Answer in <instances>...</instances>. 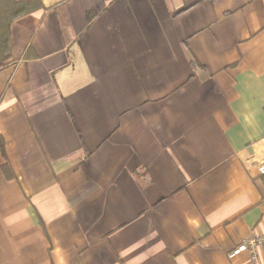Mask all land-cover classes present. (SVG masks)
I'll list each match as a JSON object with an SVG mask.
<instances>
[{"label": "crops", "instance_id": "0c3cea01", "mask_svg": "<svg viewBox=\"0 0 264 264\" xmlns=\"http://www.w3.org/2000/svg\"><path fill=\"white\" fill-rule=\"evenodd\" d=\"M42 2L0 67V264H249L264 0Z\"/></svg>", "mask_w": 264, "mask_h": 264}, {"label": "trees", "instance_id": "16d2710c", "mask_svg": "<svg viewBox=\"0 0 264 264\" xmlns=\"http://www.w3.org/2000/svg\"><path fill=\"white\" fill-rule=\"evenodd\" d=\"M42 7V0H0V67L3 66L12 56L11 26L13 22L41 9ZM88 19L91 20L92 16L89 15ZM192 63L197 64V61L193 59ZM0 151L3 156L7 158L5 140L2 135H0ZM2 170L7 178L15 177V172L8 160L2 165Z\"/></svg>", "mask_w": 264, "mask_h": 264}, {"label": "built area", "instance_id": "2783aa9c", "mask_svg": "<svg viewBox=\"0 0 264 264\" xmlns=\"http://www.w3.org/2000/svg\"><path fill=\"white\" fill-rule=\"evenodd\" d=\"M258 169L260 174L264 175V158L260 160L259 164H258ZM264 242V235L263 236H259V237H251L245 241H243L238 248L236 249L235 252H239L241 250L244 249H248L251 253L250 255V263L249 264H264V262H262L256 251L255 248Z\"/></svg>", "mask_w": 264, "mask_h": 264}]
</instances>
